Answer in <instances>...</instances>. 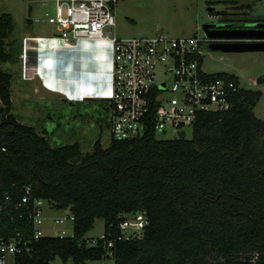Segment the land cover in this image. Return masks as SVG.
I'll list each match as a JSON object with an SVG mask.
<instances>
[{"label": "trees", "instance_id": "trees-1", "mask_svg": "<svg viewBox=\"0 0 264 264\" xmlns=\"http://www.w3.org/2000/svg\"><path fill=\"white\" fill-rule=\"evenodd\" d=\"M256 1L210 0L208 7L223 6L217 15L229 22L250 18ZM12 30L11 16L1 13L2 63L14 54L7 47ZM217 76L240 84L233 75ZM11 80L0 70V236L32 233L31 204L14 210L25 187L32 198L74 218L71 236H44L22 264L105 260L104 242L96 238L90 246L93 239L86 237L96 220L114 237L121 216L137 213L148 220L144 236L117 242L114 264H264V120L253 112L261 91L240 88L229 109L200 113L189 139L158 140L149 128L139 139L111 138L107 147L98 138L83 153L79 143L52 146L42 132L19 122ZM98 106L109 127L107 104Z\"/></svg>", "mask_w": 264, "mask_h": 264}, {"label": "built area", "instance_id": "built-area-1", "mask_svg": "<svg viewBox=\"0 0 264 264\" xmlns=\"http://www.w3.org/2000/svg\"><path fill=\"white\" fill-rule=\"evenodd\" d=\"M120 1L57 0L54 14L45 19L55 27V33L25 38L24 55L29 50L75 51L82 43L106 44V59L101 61L106 89L100 93L90 91L84 97L107 104L110 136L117 141L142 138L149 128L155 131V135L158 132L184 135L185 130H191L195 125L200 113L224 111L231 107L240 84L202 69L203 44L219 40L171 38L165 34L118 38L108 30L116 24L115 9ZM4 151V148L0 149V152ZM5 201L9 202V197H5ZM29 203L32 233L0 236V264H22V258L30 254L33 243L44 237V201L32 198L30 187H25L14 210ZM2 210L0 204V213ZM73 219L69 211L62 219H50L51 229L66 220L72 224ZM147 227L146 216L137 213L121 216L114 237L103 231L97 238L108 249L106 264H114L112 249L117 242L140 240ZM64 236L65 232L60 230L54 237ZM97 242L95 238L89 245L94 246Z\"/></svg>", "mask_w": 264, "mask_h": 264}, {"label": "rangeland", "instance_id": "rangeland-1", "mask_svg": "<svg viewBox=\"0 0 264 264\" xmlns=\"http://www.w3.org/2000/svg\"><path fill=\"white\" fill-rule=\"evenodd\" d=\"M210 0H121L115 9L116 24L108 30L118 38L153 37L165 34L171 38H206L203 26L216 24L222 20L217 15L224 10L221 5H214V12L207 11ZM29 0L24 2L0 4V13H14L13 30L8 37L7 47L13 46L27 33V35L50 36L55 33V27L38 24L32 21L29 24L27 14ZM232 11V10H231ZM233 12V11H232ZM254 20L264 23V0H257L249 13ZM29 27V28H28ZM213 43H204L202 69L208 74L224 73L237 77L240 87L249 90L261 91L262 95L255 106L254 115L264 120V82L257 79L264 77V52L221 53L212 50ZM23 47V44H22ZM19 48V45L18 47ZM12 62H0V70L13 74L15 67ZM17 74V73H16ZM15 75V74H14ZM13 82V79H12ZM12 97V112L25 125L36 129H45L52 146L79 143L83 153L91 152L93 143L99 138L101 145L107 147L111 140L109 127L101 121L98 106L100 100L93 103L64 105L54 97L45 101H37L29 96L27 88L15 87ZM13 96V92H12ZM42 99V98H41ZM46 99V97H45ZM58 102V103H55ZM185 138H191V130L184 131ZM179 137L174 132H158L156 139L171 140ZM68 215L67 210H57L50 203H43L44 227L43 235L54 237L57 231L63 230L65 236L72 235V224L66 220L64 224L51 229L50 219H62ZM104 223L96 220L93 229L86 235L95 239L103 233ZM106 260L88 261L86 264H106ZM49 264H63L59 258ZM67 264H71L70 262Z\"/></svg>", "mask_w": 264, "mask_h": 264}, {"label": "crops", "instance_id": "crops-1", "mask_svg": "<svg viewBox=\"0 0 264 264\" xmlns=\"http://www.w3.org/2000/svg\"><path fill=\"white\" fill-rule=\"evenodd\" d=\"M24 1L0 0V4L6 6L8 3ZM29 1L25 16L29 18L26 21L30 25L33 24L32 21L38 24H46V17L54 14L57 0ZM7 14L11 16L13 21L14 13L9 11ZM34 37L46 36L27 35L26 33L19 42L13 43L14 47L9 49V53L14 52L10 62L15 67V72L9 73L13 79L10 86L11 101L14 97L15 87L18 86L27 88L29 96H34L37 101H47L50 100L47 99L48 97H54L60 101V104L64 105L93 103V98L84 96L89 95L90 91L100 93L106 89L105 76L102 74L104 65L101 64V61L106 59V44L82 43L75 51L29 50L24 55L22 49L24 39ZM18 45L19 48H17ZM17 119L23 123L19 118ZM37 130L43 135H47L45 129Z\"/></svg>", "mask_w": 264, "mask_h": 264}, {"label": "water", "instance_id": "water-1", "mask_svg": "<svg viewBox=\"0 0 264 264\" xmlns=\"http://www.w3.org/2000/svg\"><path fill=\"white\" fill-rule=\"evenodd\" d=\"M212 12L214 8H207ZM260 23H226L206 24L203 26L205 37L219 40L213 43L212 50L221 53L264 52V28ZM233 40V42H220Z\"/></svg>", "mask_w": 264, "mask_h": 264}, {"label": "flooded vegetation", "instance_id": "flooded-vegetation-1", "mask_svg": "<svg viewBox=\"0 0 264 264\" xmlns=\"http://www.w3.org/2000/svg\"><path fill=\"white\" fill-rule=\"evenodd\" d=\"M220 22H226L223 19L220 20ZM226 23H244V24H254V23H260L262 24L260 27L264 28V23L260 20H254L253 18H248V19H240V18H236L235 20H231L229 22Z\"/></svg>", "mask_w": 264, "mask_h": 264}]
</instances>
